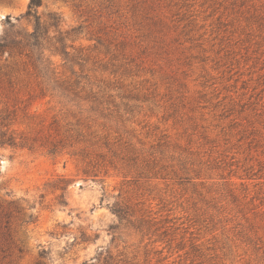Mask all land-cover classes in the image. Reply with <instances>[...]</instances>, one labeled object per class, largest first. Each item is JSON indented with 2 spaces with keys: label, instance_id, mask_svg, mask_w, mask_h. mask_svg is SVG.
<instances>
[{
  "label": "rangeland",
  "instance_id": "1",
  "mask_svg": "<svg viewBox=\"0 0 264 264\" xmlns=\"http://www.w3.org/2000/svg\"><path fill=\"white\" fill-rule=\"evenodd\" d=\"M41 2L0 56V264H264V0Z\"/></svg>",
  "mask_w": 264,
  "mask_h": 264
},
{
  "label": "trees",
  "instance_id": "2",
  "mask_svg": "<svg viewBox=\"0 0 264 264\" xmlns=\"http://www.w3.org/2000/svg\"><path fill=\"white\" fill-rule=\"evenodd\" d=\"M42 5L41 0H31L28 11L25 16L27 19L30 17H35L36 22L34 24V30L32 32L26 31L24 29L17 28L14 23H11L10 16H7L6 20L10 24L9 29L4 33V35L0 38V56L8 53L12 55L16 52L21 53L25 51L27 47H38L39 40L41 38V34H43L45 27L42 26L40 22V18L38 17L37 9ZM23 18V17H22ZM52 25H57L60 22V17L56 16ZM45 67H39L38 72L46 77L47 74L45 72ZM7 142L10 144H15L12 137L7 139ZM56 151V148L51 150L52 153Z\"/></svg>",
  "mask_w": 264,
  "mask_h": 264
}]
</instances>
